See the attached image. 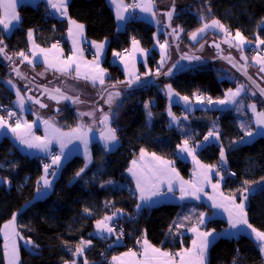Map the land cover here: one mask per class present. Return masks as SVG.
Returning a JSON list of instances; mask_svg holds the SVG:
<instances>
[{
	"label": "trees",
	"instance_id": "1",
	"mask_svg": "<svg viewBox=\"0 0 264 264\" xmlns=\"http://www.w3.org/2000/svg\"><path fill=\"white\" fill-rule=\"evenodd\" d=\"M190 3L188 8H177L178 15L173 21L175 27L182 29L180 48L188 42L192 32L212 19H218L233 34L240 31L251 43L257 42L258 36L264 39V0H190ZM19 12L21 26L17 31L10 37L0 31V39L4 40L13 59L28 47L30 30L40 46L49 47L60 42L66 53L69 52L67 23L54 18L48 7L23 5ZM68 12L70 18L86 26L88 40L110 42L104 62L108 84H123L125 76L121 67L111 62L113 53L127 48L131 36L142 38L145 33L154 32L156 27L138 20L129 23L126 30L120 32L106 0H71ZM216 36L219 40L220 35ZM158 59L157 55L150 58L152 69H157ZM243 63L249 65L252 75L261 77L255 73L251 62ZM15 64H21L20 59ZM221 65L230 69L235 76H229L226 70L220 68ZM10 70L4 62H0V116L4 118L1 107H12L15 97L3 83V80L12 77ZM163 72L160 70L159 74ZM243 83L254 92L241 76L227 65L218 63L173 78H162L157 84L139 90L125 91L112 122L120 140L118 148L107 152L100 144H93L92 164L87 168H84L86 161L82 156L72 157L62 167L51 194L41 200L36 199V192L39 188L37 181L44 174L42 159L21 154L11 139L4 138L0 142V176L3 179L0 183V264H6L2 228L13 214L18 215V232L24 237L22 240L33 242L30 248L20 243L19 264L79 262L74 252L81 241H91L86 256L98 264H111L115 254L137 248L138 241L143 238L172 252L188 246V237H179L175 227L183 207L162 204L138 211V197L126 172L141 149L167 160L179 161V150L184 141L192 144L203 142L215 125L221 131V144L202 148L199 157L206 164L218 166L221 163V148L224 149L226 165L221 164L223 170L220 171L226 177L223 192L238 201L247 195L249 222L254 228L264 231V137L251 143H240L244 136L238 126L240 114L232 111H197L189 116L190 123L178 129L172 127L167 114L168 85L181 96L194 99L200 93L216 101L223 99L229 89ZM245 99L247 103H255L260 111L264 110V101L256 93L251 98L246 95ZM145 104L149 107L145 108ZM149 111L151 117L148 116ZM175 111H178L177 108ZM63 114L68 126L78 122L70 108ZM81 168L84 171L76 176ZM245 180L249 184L245 185ZM256 184L261 185L256 192L242 194V189L249 190ZM85 209L89 212H85ZM115 211L126 214L117 223L124 228L125 238L120 237L122 247L109 249L108 243L94 237L93 232L97 220ZM140 211L138 219L131 220ZM225 227L226 223L221 220L208 225V228L217 231ZM104 252L107 255L103 256ZM261 261L258 247L248 237L241 236L238 239H219L210 249L208 264H260Z\"/></svg>",
	"mask_w": 264,
	"mask_h": 264
},
{
	"label": "crops",
	"instance_id": "2",
	"mask_svg": "<svg viewBox=\"0 0 264 264\" xmlns=\"http://www.w3.org/2000/svg\"><path fill=\"white\" fill-rule=\"evenodd\" d=\"M109 6L112 9L117 28L120 32H124L128 25V12L122 11L121 14L124 16L123 20L117 19V4H114L112 0H106ZM179 1V3H178ZM71 0H67V4L69 7ZM120 0H118V3ZM141 0H139V3ZM8 3V0H0V8H1V15L0 18H4L5 16V7ZM123 5L127 6L126 0H122ZM190 0H176V6L178 9H184L188 8L190 6ZM23 5H30L34 7H38L39 5H45L48 7V10L50 14L58 19L59 21H65L67 23V29H66V41L69 45V52L66 53L65 49L61 45H57L58 48H53L52 46L49 47H43L40 46L35 39V34L32 32V38L31 40L28 38V49L30 50V54L28 55L29 59L33 61V63H28L27 60H24L23 58L20 59V62L22 63V71L26 72L27 74L33 75L36 77L39 81L42 83L48 85V86H59L62 88L65 92L69 93L73 96H80L82 99L95 102L100 93L106 88L107 86H110L108 84V72L104 68V62L107 56L108 48L110 42L108 40L103 42H95L88 40L87 38V30L86 26L84 25L83 33L82 35H77L78 29H76L75 25L70 24V20H74L70 18L69 12L67 9V15H61L60 12L56 11L54 8H52L48 4V0H17V14L19 16V21H13L12 25H10L9 29H4L2 25H0V31L3 35L6 37H10L17 31L21 26V16H20V8ZM172 6V0H155V7L153 11L156 12V16L153 17L150 13L141 12L140 9V20L143 22H146L152 26L156 27V30L154 32H147L145 33L142 38L136 39L138 41V45H134L133 41L130 42V45L128 46V49L130 51L129 55L122 56L121 51H116L114 53H119V55H112V64L118 65L121 67L122 72L125 76V82L121 85H127L129 84V81L134 82L138 79H135V77H139V79H145L148 78L154 74H156V70L152 69L150 66V58L154 55L158 56V61L156 68H160V70L167 69V67L170 65V63L173 61V52H172V45H171V38L168 35V31L163 27L165 23V16L164 14L170 10ZM76 21V20H74ZM77 22V21H76ZM78 24H82L77 22ZM211 23V22H210ZM209 23V24H210ZM264 27V23L262 24ZM72 29V35H69V29ZM226 28V27H225ZM227 29V28H226ZM206 34L204 37H209L210 41H216L218 40L216 35H220V40L222 41V44L224 48H226L229 53L234 54L240 61L246 62L249 61L253 65V70L255 73L260 74V76L264 79V72L259 71V69L262 67V65L257 64L253 61L252 57L254 56H264V45H260L257 47V42L251 43L249 40L246 41L243 45L244 52L243 55L247 57V60L240 59L241 57V51L237 46H229V43H226L225 40H231L233 45L237 44V41L233 40L232 37L235 36V34L231 33V36L226 37L225 33L221 31L219 28H208L206 31ZM75 39L76 43L74 46L73 40ZM204 39V38H203ZM101 44L103 43V49L100 50L99 54L97 55V48L95 44ZM166 44V57L164 59L163 65H161V48L160 45ZM210 42V43H211ZM209 43V44H210ZM36 45L37 47L34 49L33 45ZM3 46L6 47L4 40H3ZM200 45L195 43L191 38H189L187 43H184L181 46V49L189 52L190 54L199 55L196 52V49ZM210 47V46H209ZM51 49L50 52L47 53L49 60L53 63L59 64L60 61L66 60L68 57L72 56L74 53V49H79V51H76V56L79 58L82 53V59H79V63L81 64L80 71L83 74L88 75H94V73L90 72V66L92 61L98 60L99 61V67L103 68L105 70L104 73V79L105 84L100 85L97 81L96 86L93 87L92 83L88 80L81 78H75V71H73L71 74H61L60 72H57L54 68H49L47 64L44 62V54L39 51V49ZM146 48L150 49L149 52H146ZM211 48V47H210ZM213 49V48H211ZM250 49V50H249ZM87 50L91 51V53L94 56H90L87 54ZM214 50V49H213ZM35 51V56H33V52ZM73 69H75V64H73ZM11 80L12 84L15 85V87L12 86V84H9L8 81ZM4 85L13 92L14 99L12 101V107L16 111L17 119L21 121L22 125L24 122H27L28 124L32 125L31 133L34 136H39L43 138L46 133L48 135H53L52 128H50L48 125L44 123V121H49L53 128H58L60 132L63 133H70V135L63 137V140L65 141V146L63 148V152L61 154V147L60 144L53 140L52 144L50 145V152L45 153L39 149L32 148L29 149L25 145L20 144V142L16 139L15 135L9 130V128L3 127L0 128V142L4 138L11 139L13 145L16 147V149L23 155L34 157L37 159L46 160L50 157V155L53 152H56L57 155H61V160L59 165L53 164L49 168V173L55 172V176L49 174L48 179L51 181V187L49 189L43 188V182L39 184V189L41 190V193L38 195V192H36V199L41 200L48 197L51 192L53 191V188L55 186V183L59 177L60 171L62 167L66 164L68 160H70L74 156H82L88 166L92 164V153H91V147L93 144H100L107 152L114 151L118 148L120 141L117 139L114 142L108 143L106 146L105 140L102 138V134L106 132V129L103 131L98 130L99 127L91 128V127H82L81 131L86 132L87 135L85 139L87 140V148L85 147V143L82 139L77 138L78 134L72 133L73 129H76L78 127H81L82 125L79 123H75L74 125L68 126L66 121L64 120V114L66 110H68V106L66 104L60 105V109L56 110L55 106L53 104H49V107L47 109H41L35 106H31L30 102L28 101L25 91L23 89L22 84L15 79L13 76L3 80ZM240 87L238 85L234 89H231L232 91H235L236 88ZM17 90L20 91L21 96L24 99V105L23 109H21L16 92ZM117 91L120 92V95L118 97H115L116 100H114V104H112V110L116 111V109L120 106L122 103L124 97H125V91L123 89H117ZM228 92V91H227ZM226 92V93H227ZM111 93V92H109ZM109 93L105 96V98L102 100V102L99 105H96L94 103L86 102L83 100H80L81 103H74V107L70 108L71 111L76 115V117L79 120V116L77 113H100L103 108V102L107 99ZM173 95L169 97L168 89H167V98H168V109H171V112L177 117V121L173 122L172 118L168 115L170 124L174 128H181L182 125L188 124L191 122L190 115L197 111H211V112H218V113H226L229 111H232L236 114H240L238 116V126L241 130V132L244 134V130H242L241 125H244L246 128H250L253 132L252 137L243 136V138L240 140V143H251L255 139L259 137H264V128L258 127L256 125V115L252 112L250 105H253L255 103L248 102L245 99V96L247 92L244 90V88L241 91L240 96L236 98V103H230L225 105H220L216 103L208 104V103H199L196 101V99H190L189 102H185L184 100L180 99L182 97L181 95H176V92L173 91ZM226 96V95H225ZM225 98V97H224ZM223 98V99H224ZM98 106L100 107L101 111H98ZM111 107V105H109ZM256 110L257 112H260L257 105ZM175 108H177L178 111H175ZM185 117H187L185 119ZM8 125L14 126L15 123H12L5 119ZM111 128L112 125H111ZM22 134L26 132L27 130L22 127ZM214 133L219 134V139H216V136H211L206 141L204 140L201 143L198 144H192L188 142L189 149L194 150L192 155H189L188 152L182 151V148L184 144L181 146L179 150V156L180 160H167L164 158H161L162 160L170 162L168 164L169 168H174L175 172L172 173L173 179V191L169 192L167 190V183L161 185L160 187V194L153 196L150 201L147 203L142 202L139 199V192L136 188V178L129 172H126L127 177L130 179V181L133 184V188L135 193L138 197V204L142 205L141 209L145 208H153L155 206H159L162 204H177L183 207L182 212L180 213V216L176 220L175 227H176V233L179 237L185 238L188 237L189 243L188 246H184L183 248H191L192 247V240L195 239V234L189 229L193 226L199 227L200 231H209L213 232V236L209 239L212 241L211 246L209 247L207 257H206V264H208L209 261V255H210V249L211 247L221 238H227V239H238L241 236H246L249 239H251L254 244L258 247V242L255 239V235L251 233V229H248L245 225H238L237 228H232L229 223V214L224 210L222 207H213V200L209 199V197H214L217 202H221L223 200V197H231L226 195L223 192V186L226 180V177L218 170L217 166H214L213 171L209 173L211 176V183H207L203 181L201 173L204 171L199 167V165L196 163V161H199L201 165H208L213 166L204 163L200 157L199 152L202 148L210 145V144H221V131L217 127V125L214 126L213 129ZM117 135V134H116ZM224 150V149H223ZM146 155L141 158V152L140 154L133 160L136 161L135 170L140 173L143 172L145 176H150L151 173L149 171V167L152 165H156L159 163V161H156L153 159V156L151 153L146 152ZM225 153V151H224ZM193 155L195 156L196 160H193ZM226 156V154H225ZM90 157V161H89ZM221 160V158H220ZM132 161V162H133ZM131 162L130 168H133V163ZM222 165H226L224 161H221ZM87 166V167H88ZM219 172L220 174L217 175L216 173ZM178 174V175H177ZM233 175V173H231ZM45 173L43 174V176ZM180 181H186L196 184H202L203 191L199 193V199L193 198L191 195L185 196V198L182 200L180 199ZM3 182L2 177L0 176V183ZM191 183L185 184L184 186L186 188H191ZM212 184H219L218 190H214L212 188ZM260 184H256L250 187L249 192H256ZM236 203H240L241 201H238L235 198ZM243 203L245 204V211L247 206V201L243 200ZM247 212V211H246ZM203 213L204 216V222L202 224H198V220L200 218V214ZM112 216L113 219L110 222L111 226L118 223V221L126 216V214L123 211H115L112 214L108 215ZM184 217H189V219L185 220ZM103 219V218H102ZM101 219V220H102ZM248 219V215H247ZM215 220H221L226 223V227L222 229L221 231H217L215 229L208 228V225L210 222ZM249 221V219H248ZM16 223H17V231H18V215H16ZM250 223V222H249ZM178 224L183 225V227H177ZM2 238L4 240V247H5V238H4V232L2 228L1 232ZM94 237L100 238L101 240L108 243L109 249H116L119 247H122L123 242L121 239L117 240L116 233H107V232H97L96 229V223L94 227L93 232ZM143 238L138 243L137 248L129 249L132 251L137 252L138 254L142 252V244H143ZM18 251L20 243H23V245L27 248L32 247V244H27L25 240L17 239L16 241ZM150 243V242H149ZM153 245L152 243H150ZM89 244L86 242L83 245V252L82 254L78 255L79 262H76L75 264H85V261H87V264H98L97 262H93L89 260L86 256V250L88 248ZM154 247H157L153 245ZM161 248V247H158ZM183 248H181L179 251H181ZM129 250L120 252L115 254L114 256H123L124 253L128 252ZM162 251H168L172 253V250L163 249ZM6 251V249H5ZM260 251V250H259ZM261 254V252H260ZM6 258V264H7V257ZM262 261L260 264H264V254H261ZM125 260H129L130 258L124 257ZM137 259H142L140 255L137 256ZM19 264V261H18ZM111 264H116V262H113L111 260Z\"/></svg>",
	"mask_w": 264,
	"mask_h": 264
},
{
	"label": "snow or ice",
	"instance_id": "3",
	"mask_svg": "<svg viewBox=\"0 0 264 264\" xmlns=\"http://www.w3.org/2000/svg\"><path fill=\"white\" fill-rule=\"evenodd\" d=\"M114 4H117V19L123 20L124 16L121 14L122 11H126L128 6L123 5L122 0L118 3V0H112ZM48 4L54 8L56 11L60 12L61 15L66 16L67 15V9L68 4L67 0H48ZM5 7V16L4 18H0V25L3 26L4 29H9L10 25H12L13 21H19V16L17 14L16 8H17V0H8V3L4 5ZM133 8H139L141 12L150 13L153 17L156 16V12L153 11L155 7V0H141L138 4L131 5ZM175 11V4L173 3L172 10L165 13L168 20L171 21L173 13ZM70 24L75 25L76 29H78L77 35H82L84 25L78 24L74 20L69 21ZM208 28H219L221 31L225 33V36H231V33L228 29L225 28V26L218 20V19H212L211 23H205L203 27L197 29L196 31L192 32L190 34V38L193 41L197 40L199 33H204ZM182 31V29H181ZM173 32H176V29H173ZM72 29H69V35L71 36ZM28 37L31 40L32 38V31L30 30L28 32ZM233 40L237 41L236 45H233L231 40L226 39L225 42L229 43V46H237L239 50L241 51V57L242 60H247V57L243 55L244 48L243 45L247 43L245 37L242 35L240 31H236L235 36L232 37ZM74 46H75V39L73 40ZM95 44V42H93ZM138 41L135 39L133 40L134 45H138ZM3 44V40H0V45ZM166 44L160 45L161 48V65L164 63V59L166 57ZM260 45H264V39H260L259 36L257 37V47ZM97 48V55L99 54L100 50L103 49V43L101 44H95ZM37 46L34 44L33 48L35 49ZM53 48H58L57 45H53ZM203 47V45H201ZM217 48H219V45H216ZM41 53L44 54V62L47 64L49 68H54L57 72H60L61 74H71L73 71H75V78H83L85 80H88L92 83L93 87L96 86L97 81L102 86L105 84L104 79V73L105 70L103 68L99 67V61L94 60L91 63L90 66V72L94 73V75H88L83 74L80 71L81 64L79 63V59H82V53L80 57L78 58L76 56V51H79V49H74V53L72 56L68 57L66 60L60 61L59 64L53 63L49 60V57L47 55L48 52L51 51V49H39ZM4 52V48L0 47V53ZM17 55L20 57H23L24 60H27L28 63H33L31 59L27 55H25L24 52H20ZM114 55H119V53H114ZM33 56H35V51L33 52ZM185 59H196L199 60V56L195 57H182ZM10 59V57H9ZM229 61H231V57H228ZM253 61L257 64L262 65V67L259 69V71L264 72V56H254L252 57ZM73 64H75V69H73ZM233 66L235 67V63H233ZM159 74V70L157 72ZM170 74V73H166ZM245 75H247V71L245 70ZM17 75L21 76L22 74L17 71ZM135 79H139V77H135ZM251 79V77H249ZM9 84H12V81H8ZM131 81H129V84ZM13 87H15L14 84H12ZM115 87V85H113ZM243 89V85L236 88L235 91H232L231 89L228 90L226 93V96L224 99H219L216 101H213L211 97L207 98V102L209 104L216 103L220 105L230 104V103H236V98L240 96L241 91ZM45 91H49L48 89H45ZM53 92H49V98L54 99L57 102L60 100H71L73 103H80L79 96L73 98L71 96L66 95L61 91L60 88H55ZM260 92L262 95H264V88L260 89ZM168 94L169 97H171L173 93V89L171 85H168ZM18 103L23 109L24 105V99L21 96V93L19 90L16 92ZM120 95L119 91L109 93L107 97V103L111 105L113 102L114 97H118ZM176 95H179L176 93ZM29 99H32V97H29ZM180 99L184 100L186 103L189 102V97L182 96ZM196 99L198 102H203L205 97L203 96H196ZM37 104H40L41 108L47 107V105L41 103L39 100L34 101ZM149 105L145 104V108H148ZM252 112L256 115V125L258 127L264 128V112H257L255 104L250 105ZM8 117L11 118L15 115L14 112L9 111L7 113ZM82 116H92V112L87 113H81ZM152 113L151 111L148 112V116L151 117ZM168 115L172 118L173 122L177 121V117L171 112V109L168 111ZM187 117H185L186 119ZM109 121V115L106 113L103 115V119L101 120L102 123L106 126V132L102 134V138L106 142V146L108 143L114 142L118 139L116 135V130L114 128H111L108 126ZM46 125H48L50 128H52L53 135H46L41 138L39 136H34L31 133L32 125L28 124L27 122H24L23 125L20 120H17L14 124L8 125L5 118L3 116H0V128L8 127L9 130L15 135L16 139L20 142V144L25 145L27 148L32 149L36 148L39 149L45 153L50 152V145L52 144L53 140H56L61 147V154L63 152V148L65 146V141L63 140V137L70 135V133H63L60 132L58 128H53L49 121H44ZM22 127L26 129L27 131L22 134ZM81 127H78L76 129L72 130V133L78 134L77 138H80L84 141L85 147L87 148V140L85 139L87 133L81 131ZM242 130H244V135L247 137H252L253 132L250 128H246L244 125H241ZM216 136V139H219V134L214 133L213 131H209L208 135L204 137V139L207 141L209 137ZM182 151L188 152L189 155L193 154L192 149H189L188 147V140L184 141V146L182 148ZM146 155L143 149H141V158H143ZM153 159L156 161H159L158 164L152 165L149 167V171L151 173L150 176H145L143 172L138 173L135 170L136 161H133V168H129L128 171L136 178V188L139 192V199L142 202L147 203L152 199L153 196H156L160 194V187L161 185L167 183V190L169 192L173 191V179L172 173L175 172L174 168H169L168 164L170 162L162 160L160 157L156 156L154 153L152 154ZM220 158L221 161H224L226 163V157L223 148H221L220 151ZM61 160V155H53L52 156V164L59 165ZM193 160H196L195 156L193 155ZM90 161V157H89ZM196 163L199 165L201 169L204 171L201 173L203 181L207 183H211V176L209 173L213 171L214 166H208V165H201L199 161H196ZM88 164L86 163L84 165V168H87ZM51 165L45 164L44 165V173L45 175L40 178V180L37 181V184L39 185L41 181L43 182V188L49 189L51 187V181L47 178L49 174L55 176V172L49 173V168ZM84 168H81L79 172L76 173V176H80L81 173L84 171ZM217 175L220 173L217 172ZM178 175V174H177ZM233 175H235L233 173ZM191 182L186 181H180V199H184L185 196L191 195L195 199H199V193L203 191L202 184H196L191 183V188H186L184 185L189 184ZM244 184H249V181L245 180ZM212 188L214 190H218L219 184H212ZM249 190L248 188L242 189V194L247 193ZM38 195L41 193V190L37 189ZM209 199L213 200V207H222L226 212L229 214V223L232 228H237L238 225H245L248 229H251V233L255 235V239L258 242L259 250L261 254H264V231H260L256 228H254L247 219V212L245 211V204L243 203V200H247L248 196L243 195V200L240 203H236L234 197H223V200L221 202H217L214 197H209ZM137 210L139 211L142 208L141 204H137ZM85 212H89L88 209H85ZM90 214V213H89ZM112 216H105L102 220L96 221V229L97 232H107L109 234L115 232V228L111 226L110 222L112 221ZM185 220L189 219V217H184ZM204 222V216L203 213L200 214V218L198 220V224H202ZM177 227H183V225L178 224ZM171 230V229H170ZM189 231L193 232L195 234V239L192 240V247L191 248H183L181 251H178L176 253H170L168 251H162L161 248L154 247L149 243L147 239L143 240L142 244V252L137 253L135 251L129 250L128 252L124 253L123 256H113L112 260L113 262H116V264H206V257L209 250V247L211 246L212 241L209 239L213 236V232L209 231H200L199 227L193 226L189 229ZM3 232H4V238H5V256L7 257V264H18L19 261V251L17 247V239H24L20 235V233L17 231V223H16V214H13L10 221H8L3 226ZM123 235L122 232L117 234V240L120 239V237ZM27 244H32L33 242L31 240L26 241ZM84 241H81V245L78 246L74 252V255H80L83 252V245ZM88 244H91V241H87ZM139 243V241H138ZM140 255L142 259H137V256ZM124 257L130 258L129 260H125ZM177 257L179 259H177ZM65 264H68V262H65ZM72 264H75V261L72 262ZM85 264H87V261H85Z\"/></svg>",
	"mask_w": 264,
	"mask_h": 264
},
{
	"label": "water",
	"instance_id": "4",
	"mask_svg": "<svg viewBox=\"0 0 264 264\" xmlns=\"http://www.w3.org/2000/svg\"><path fill=\"white\" fill-rule=\"evenodd\" d=\"M173 3L175 4V11L173 13L172 19L171 21H169L167 16L164 14L165 23L163 27L168 31V35L171 38L173 61L170 64L172 63L174 64L161 74L152 75L145 79H138L127 85H115V87H113V85L107 86L100 93L98 99L95 102L82 99L79 96L80 100L99 105L102 102V100L105 98V96L112 90L123 89L124 91H135L153 84H157V81L162 78H173L187 71L206 67L213 64L223 63L227 65L229 68H231L239 76H241L245 80V82L254 90V92L264 101V95H262L260 92V89L264 88V79L259 76L252 75L250 73L249 65L240 61L234 54L227 52L228 50L224 48L222 41L220 39L216 41H212L209 44V46L214 49V53L194 55L180 48V43L182 42V38H181L182 31L180 27H175L173 24L175 16L178 15L176 0H172V6ZM172 6L169 11L172 10ZM173 29H176L175 33L173 32ZM216 45H219V48H217ZM0 47L4 48V52L0 53V62H4L11 69L9 74L12 75L15 79H17L20 82V84H22L26 97L30 102L31 106L41 108L40 104L34 102L35 100H39L41 103L47 105V107L41 109H47L50 103L55 106L56 110H59L60 109L59 106L62 104H66L69 108L74 107V103L71 100H60L59 102H57L54 99H50L49 92H53V94H56L54 93L53 90L55 88H60V87L48 86L42 83L41 81H39L33 75L27 74L26 72L22 71V63L18 65L15 64L13 62V57L8 53L7 48L3 45H0ZM195 56H199L200 59L196 60V59L182 58V57H195ZM228 57H231L232 62L229 61ZM233 63H235L236 65L235 67L233 66ZM245 70L247 71V75L244 74ZM17 71H19V73H21L22 75L18 76ZM166 73H170V74L166 75ZM249 77H251V79H249ZM45 89H48L49 91H45ZM60 89L63 93H65L68 96H71L73 98L77 97L70 95L69 93L65 92L62 88ZM29 97H32V99H29Z\"/></svg>",
	"mask_w": 264,
	"mask_h": 264
},
{
	"label": "rangeland",
	"instance_id": "5",
	"mask_svg": "<svg viewBox=\"0 0 264 264\" xmlns=\"http://www.w3.org/2000/svg\"><path fill=\"white\" fill-rule=\"evenodd\" d=\"M178 3H179V1H178ZM205 34H206V32H204V33H199L198 34V37H197V40L196 41H194L195 43H197L198 42V44L200 45L197 49H196V52L199 54V55H202V54H208V53H214V50L213 49H211L210 47H209V43L211 42L210 41V39H209V37H204L205 36ZM204 38V39H203ZM192 40V39H191ZM201 45H203V47H201ZM147 49V48H146ZM145 49V50H146ZM250 50V49H249ZM220 68L221 69H224V70H226V72H227V74L229 75V76H231V77H234L235 76V74L232 72V71H230L228 68H226L224 65H221L220 66ZM156 72V71H155ZM154 75H157V74H154ZM241 85H243V88H244V90L247 92V96H250V98L251 97H253V95H255V93L246 85V84H240V86ZM117 91V89L116 90H112V91H110L111 93L112 92H116ZM197 96V95H196ZM196 96H195V99H196ZM249 98V97H248ZM114 100H116V98L114 97V99H113V102L111 103V107L109 106V104L106 102L107 101V99L106 100H104V102H103V108H102V111L100 110V107H102V106H98V111H101L100 113H93V115L92 116H87V115H84V116H82L81 115V113H77V115L79 116V123L81 124V125H83L84 127H91V128H96V127H99V129L98 130H101V131H103L104 129H106V126H105V124L104 123H102L101 122V120L103 119V115L104 114H108L109 115V121H108V126L109 127H111V125H112V122H113V117H114V114H115V111L114 110H112V104H114ZM213 100V99H212ZM196 101H197V99H196ZM81 103V102H80ZM199 103H201V102H199ZM202 103H208V102H202ZM209 104V103H208ZM260 112H264V110L263 111H260ZM17 114V113H16ZM16 118H17V115H16ZM18 119H16V121H17ZM8 121H10V120H8ZM10 122H12V123H14L13 121H10ZM118 137V136H117ZM118 140H119V138H118ZM120 141V140H119Z\"/></svg>",
	"mask_w": 264,
	"mask_h": 264
},
{
	"label": "built area",
	"instance_id": "6",
	"mask_svg": "<svg viewBox=\"0 0 264 264\" xmlns=\"http://www.w3.org/2000/svg\"><path fill=\"white\" fill-rule=\"evenodd\" d=\"M126 2H127V6H128V7H127V12H128V24L131 23V22H134V21H138V20H140V13H139V10H138L139 8H133V7H131V5H133V4H138V3H139V0H126ZM231 33H232V32H231ZM134 39L136 40L137 38H136L135 36H131L130 41H133ZM56 44H57V45H61L60 42H57ZM149 51H150V49L147 48V49H146V52H149ZM22 52H24L25 55H27V56L30 54V50H29L28 48H26V49H25L24 51H22ZM129 53H130V51H129L128 47H127V48H124V49L121 50V54H122V56H127V55H129ZM87 54L90 55V56H94V55L91 53V51H89V50H87ZM22 58H23V57H20L19 55H16V56L14 57V59H13V62L15 63L16 60H18V59H22ZM158 70H159V73H160V68H157V69H156V74H157ZM197 96H203V97H205V99H204L203 102H207V98L210 97L209 95H204V94H200V93H198ZM211 99H212V98H211ZM1 109L4 111V113H5V118H6L7 120L13 121L14 123L16 122V119H17V118H16V111H15V109H14L13 107H6V106H3V107H1ZM9 111H12V112L15 113V115L12 116L11 118H9L8 115H7V113H8ZM53 155H57V153H56V152H53V153L50 155V157H49L48 159H46V160H42L41 164H42L43 169H44V165H45V164H49V165H51V166L53 165V164H52V156H53ZM217 167H218V170H219V171L223 170L221 163H220ZM140 214H141V211L138 212L136 215H133V216L131 217V220H137ZM113 227L115 228V233H116V235L119 234L120 232H122L123 235L121 236V238H122V239L125 238V236H124V228H123L121 225H117V224H115V225H113ZM172 253H176V252H172ZM237 254H239V250H238V249H237ZM102 255H103V256L107 255V252L102 253ZM177 259H179V258L177 257ZM233 264H237V263L234 262Z\"/></svg>",
	"mask_w": 264,
	"mask_h": 264
}]
</instances>
